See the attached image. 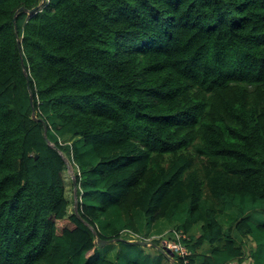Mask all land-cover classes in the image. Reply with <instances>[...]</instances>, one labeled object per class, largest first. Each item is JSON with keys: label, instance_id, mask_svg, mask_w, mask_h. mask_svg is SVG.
I'll return each mask as SVG.
<instances>
[{"label": "trees", "instance_id": "16d2710c", "mask_svg": "<svg viewBox=\"0 0 264 264\" xmlns=\"http://www.w3.org/2000/svg\"><path fill=\"white\" fill-rule=\"evenodd\" d=\"M40 2L0 0V264H164L94 242L161 220L264 264V0Z\"/></svg>", "mask_w": 264, "mask_h": 264}, {"label": "crops", "instance_id": "0c3cea01", "mask_svg": "<svg viewBox=\"0 0 264 264\" xmlns=\"http://www.w3.org/2000/svg\"><path fill=\"white\" fill-rule=\"evenodd\" d=\"M199 229H200V223L196 224L192 228L191 231H192L193 235L198 234ZM172 230H173V228H172V225L170 223L161 220V221H158L152 227V229L149 233V237L163 238L164 236H166V237L174 238V233H172L173 232ZM130 236H131L130 239L127 236H123V237H125L129 241H136L138 239L143 238V237L138 236L137 234H134L133 232L131 233ZM188 236H189L188 234H185V238H188ZM144 239H148V238L144 237ZM244 240H246L245 244L248 248L247 251H249L254 246V243L251 240H247V239H244ZM107 245H109V247H106ZM208 248H210V245H206V244L203 245V247H202V249H204V250L208 249ZM100 249H101V253H103L107 257L114 258V255L118 249V246H117L116 242L114 241V242H111V243L104 245V247H101ZM168 262H169V260H166L164 262V264H170V262L169 263ZM194 262L197 263L196 260H194ZM226 264H253V261H252V258L249 256V253L246 252L244 257H242L240 259H234V260H232Z\"/></svg>", "mask_w": 264, "mask_h": 264}, {"label": "water", "instance_id": "95a60500", "mask_svg": "<svg viewBox=\"0 0 264 264\" xmlns=\"http://www.w3.org/2000/svg\"><path fill=\"white\" fill-rule=\"evenodd\" d=\"M44 2H45V0H41L40 3H38L37 5H35L32 8H30L28 10V13H35V12H37L38 9L41 7V4L44 3ZM21 10H23V7L22 6L19 7L17 11H21ZM14 19H15V17H14ZM23 70H24V73H25V75L27 77V86L29 87V77L27 75L26 69L24 68ZM32 117L34 119H38L37 116H36V114L34 112L32 113ZM39 120L42 121V122H44L43 118H39ZM44 137L48 141V143H51V142H49V140L47 138L46 132L44 134ZM51 145L53 147H55L52 143H51ZM35 157H37V155ZM67 161H68V159L65 158V162H67ZM75 176L76 175H75V172H74L73 177H72V181H73V185H74L75 195H77V183H76ZM76 207H75V212H77V208ZM118 240H125V238L123 236H121L119 238H115V239L108 240V239H103L101 237H96L95 240H94V242H95V244L99 248H101V247H104V245H106L108 243H111V242H114V241L117 242ZM135 242H137V244H140V245H143V246L150 245V246L155 247L159 252H161L164 256L167 257V259L169 260L170 264H177V262L175 261L174 253L167 246L162 245L160 243L156 244L153 241H151L150 239H138Z\"/></svg>", "mask_w": 264, "mask_h": 264}, {"label": "built area", "instance_id": "2783aa9c", "mask_svg": "<svg viewBox=\"0 0 264 264\" xmlns=\"http://www.w3.org/2000/svg\"><path fill=\"white\" fill-rule=\"evenodd\" d=\"M130 232L131 231L129 230H125L123 231L122 235L127 236L130 239V235L132 233ZM172 233H174V238H169L166 236H164L163 238L158 237L160 238V244L167 246L174 253L176 262L180 261L182 264H196V262H194V260L192 259L190 250L183 243V240L186 239L185 233L176 230H174Z\"/></svg>", "mask_w": 264, "mask_h": 264}, {"label": "rangeland", "instance_id": "374dc122", "mask_svg": "<svg viewBox=\"0 0 264 264\" xmlns=\"http://www.w3.org/2000/svg\"><path fill=\"white\" fill-rule=\"evenodd\" d=\"M65 140H69V139H65ZM65 163L66 164H65L64 170L62 171V177H63L64 184H65L66 196L69 200L68 212L71 213L75 211V207L77 206L78 196L75 195L74 185L72 181L73 174L75 171H77V168L74 167L69 160ZM106 247H109V245H107Z\"/></svg>", "mask_w": 264, "mask_h": 264}, {"label": "clouds", "instance_id": "9594fccd", "mask_svg": "<svg viewBox=\"0 0 264 264\" xmlns=\"http://www.w3.org/2000/svg\"><path fill=\"white\" fill-rule=\"evenodd\" d=\"M151 240V239H150Z\"/></svg>", "mask_w": 264, "mask_h": 264}]
</instances>
